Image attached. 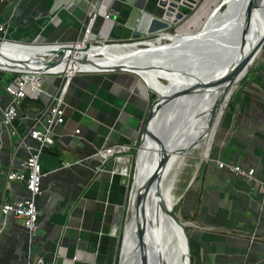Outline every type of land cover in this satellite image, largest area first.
Wrapping results in <instances>:
<instances>
[{
    "label": "crops",
    "instance_id": "crops-1",
    "mask_svg": "<svg viewBox=\"0 0 264 264\" xmlns=\"http://www.w3.org/2000/svg\"><path fill=\"white\" fill-rule=\"evenodd\" d=\"M97 1L5 0L0 21L8 23L9 39L75 42L91 23L93 39L106 36L111 23L104 12L109 8L123 38L146 30L149 12H160L154 0H113L102 2L93 19ZM60 82L59 76H47L39 97L28 98H39L45 107ZM5 86L0 75L1 106L8 102ZM153 95L144 80L129 71H80L71 77L65 120L55 126V142L41 155L38 228L30 235L22 218L9 215L0 229V264H36L40 257L45 264H118L117 226L131 181L121 172L122 158L101 161L96 152L111 145L135 150ZM42 109L18 110L15 130L0 123V200L28 195L23 182L8 180L7 172L20 170L30 149L38 146L24 135ZM220 161L254 169V174H238L219 166ZM263 179L264 47L239 80L211 132L208 154L180 195L189 234L198 246L194 264H264Z\"/></svg>",
    "mask_w": 264,
    "mask_h": 264
},
{
    "label": "bare ground",
    "instance_id": "bare-ground-1",
    "mask_svg": "<svg viewBox=\"0 0 264 264\" xmlns=\"http://www.w3.org/2000/svg\"><path fill=\"white\" fill-rule=\"evenodd\" d=\"M231 2L232 0L226 2V7H231ZM217 12L215 15L219 17L214 19L215 16L211 23L205 25L210 13L206 20L202 21L200 29L193 32L192 28L201 24H197L200 20V14L197 11L180 27L179 35L164 34L157 40L146 41L142 44L143 46L100 45L86 50L85 42L89 40L85 39L80 50L73 55L72 49L49 52V48L57 47V45H29L23 50L8 41L0 43V69L26 67L49 71L65 70L69 73L78 69L132 67L139 70L146 81L162 93H166L174 84L178 87L193 82V87L177 98L174 104L157 114L155 120V123L161 127L163 124L177 123L172 137L165 142L167 161L163 169L164 182L160 185L158 192L155 187L150 186L145 199V211L149 219V222L147 220V238H149L148 234L154 236L156 241L154 250H158L164 264H189L186 255L187 243L179 223L181 217L173 211L178 199L175 189L188 150L199 147L200 142L207 139L208 147L204 156L208 154L210 147L208 128L212 110L216 104H220L218 103L220 100L227 103L232 94L231 89L224 91L230 85V80L220 81L218 78L224 73L231 72V66L240 60L243 52H247L258 35L264 32V18H256L241 48L240 41L230 38L233 35V29L237 27L236 22L230 17L219 22L223 14L220 11ZM40 50L45 54L61 55L65 59L61 58L55 63L41 60L36 53ZM75 58H77L76 61ZM171 60H178L179 65L173 64ZM151 73H159L168 77V80L160 84ZM187 74L189 75L185 76ZM153 143L148 139L141 148L135 186L143 185L156 165V160L150 157L148 148ZM172 212H175V215ZM133 220L125 237L126 256L133 254V250L136 249V224ZM128 257L129 264H138L133 261L134 257ZM154 264H158V261Z\"/></svg>",
    "mask_w": 264,
    "mask_h": 264
},
{
    "label": "water",
    "instance_id": "water-1",
    "mask_svg": "<svg viewBox=\"0 0 264 264\" xmlns=\"http://www.w3.org/2000/svg\"><path fill=\"white\" fill-rule=\"evenodd\" d=\"M156 1V5L160 9L159 14H155L152 11H148L150 15L149 23L146 27L144 33L141 31H136L135 34L137 36H146V37H153L152 40H157L159 37L163 36L164 34H168L171 36L179 35L180 27H182L197 11L198 5L202 3L204 0H154ZM229 0H222L219 5L215 7L211 15L207 18L206 24L216 16L215 14L218 13L217 11L222 12L223 17L219 19V22H222L223 19L230 17L232 20L236 22V29H233V35L230 38H233L235 41H240V47L242 48L245 44V39L247 37V33L249 32L251 24L255 22L256 18H264V2L263 0H232V6L226 7V2ZM180 6L187 8L181 9ZM223 7V8H222ZM219 17L217 15L214 19ZM174 29V33H170V29ZM123 30L118 27V25H113L107 37L103 38L104 40H97L98 44H94L91 41L85 42L86 43V50L90 49L91 47L100 46V45H125L129 44L132 46L138 45V42H122L124 38L122 37ZM264 32L258 35L255 43L253 46L247 51L243 52L240 57V60L237 61L234 65L231 66V72L228 74H222L218 78L220 81L229 79L230 85L225 88V92L228 89L232 90V87L246 74L250 65L253 63L255 58L259 55L262 48L264 47ZM107 41V42H104ZM9 43H12L14 46L18 48H22L25 50L26 47L29 45H47V46H54L57 47L49 48L50 51H62V50H73V55L76 53L77 50H80V47L84 44L82 42V38L75 42H51V41H21V40H14L9 39ZM0 43H3L0 41ZM146 43V41L142 42L141 44ZM59 48L60 50H57ZM38 55H40V59L48 60L53 59L55 56L54 54H45L43 51H37ZM44 54V55H43ZM72 55V56H73ZM65 58H62L64 60ZM60 60V59H59ZM77 58H75V61ZM58 61V60H57ZM57 61H52L53 63ZM66 61V60H65ZM175 65H179V61L171 60ZM187 65V62L185 61ZM186 68V67H185ZM0 70H8V71H21V70H29L35 71L40 74H48L54 73L55 71L49 70H37V69H27L26 67L21 69H14V68H1ZM82 71H111V70H123L129 71L137 74L140 78L144 80L148 89L155 94V98L152 100L149 110L147 112V116L143 126V133L141 136V143L140 148H142L146 142V140H152L154 142L148 148L150 149L149 154L152 159L155 158L156 165L150 175L144 181L143 185H136L135 189V199H134V223L136 224V245L133 251V261H136L138 264H154L158 261V264H164L163 258L161 257L160 253L154 250L156 241L154 240V236H150L147 238V223L149 219H147V214L145 211L146 208V201L145 199L148 196V191L150 186L155 187V190L158 192L160 185H162L163 181V169L165 162L167 161V151L165 147V142L172 137L173 130L177 127V123L163 124L162 127L155 123L157 114L161 113L163 110H166L169 106L174 104L182 94L186 93L189 89L193 87V82L190 84H184L181 86L176 87L174 84L172 87L168 89L166 93H162L155 89L151 84H149L143 74L132 67H124V66H111L107 68H99V69H78ZM64 71V70H63ZM73 72V71H72ZM189 74L185 75L188 76ZM60 77V76H59ZM61 78V77H60ZM221 101V100H220ZM220 101L218 103H220ZM218 104H216L212 110V117L215 116ZM141 149H137L135 151H130L129 154H136V170L134 173V180L132 183V187L135 186L136 182V174L138 170L139 164V155ZM123 161V160H122ZM175 215V212H172ZM148 220V222H147ZM180 226L182 228V232L185 235L187 249L186 255L189 259L190 264V254H191V236L187 229V225L189 221L182 220L179 221ZM151 239V241H149ZM124 241L119 253V264H129L127 259L129 255H125L124 252Z\"/></svg>",
    "mask_w": 264,
    "mask_h": 264
},
{
    "label": "built area",
    "instance_id": "built-area-1",
    "mask_svg": "<svg viewBox=\"0 0 264 264\" xmlns=\"http://www.w3.org/2000/svg\"><path fill=\"white\" fill-rule=\"evenodd\" d=\"M5 1V0H2ZM113 0H98L96 6L94 7L93 19L99 10V5L103 2H112ZM112 13L114 9L106 10L104 12V18L106 21H110L111 25L107 28L106 36L97 35V38L92 37V23L87 26L85 33L82 37V42L86 38H90L92 42H97V40H104L103 38L107 37L111 27L115 22L112 20ZM8 23L5 21H0V41L6 42L9 40L7 37ZM145 31V30H144ZM143 31V33H144ZM137 37L135 34L131 38ZM128 38H124L126 40ZM38 41V40H36ZM78 42V40H77ZM107 42V41H104ZM82 70H76L73 72L55 71L54 73L40 74L35 71L21 70L15 71L18 74L5 86V92L8 96V102L5 106H1L2 96L0 95V123L8 124L15 130L13 125L14 120L18 116V106L20 102L25 97L37 98L41 94V84L43 80L50 75L60 76L61 84L59 85L57 91L51 96L50 102L41 110V112L34 117V122L28 127L24 138L29 137L38 142V146L31 148L29 154L22 163V168L20 170H9L7 172L8 180H20L23 182L24 187L26 188L28 195L22 199L15 200H0V229L6 223V218L9 215L15 217H20L23 219L24 225L27 228L29 234H33L38 228V209L36 204V197L42 191L41 188V179H42V163L41 155L46 146L54 144L55 142V132L54 128L58 124H62L65 120V107L66 100L65 94L70 82L71 77ZM79 131V129H76ZM2 131L0 127V150L2 148ZM137 145V144H136ZM135 145V146H136ZM130 146H121V145H111L105 148L98 150L96 155L101 159V161L107 160L111 156H116L122 158L124 162V167L121 169V172L130 178V169L131 161L133 154H129ZM126 152L127 155L122 156L121 154ZM219 166H227L230 170L246 176H253L254 169H244L237 164H228L223 161H220ZM2 169V163L0 160V171ZM264 185V179H263ZM133 188L131 183L129 186L128 201L132 199ZM131 191V192H130ZM130 197V198H129ZM127 201V204H128ZM129 201V205L130 202ZM127 208V206H126ZM253 237H255L253 235ZM36 264H45V261L42 257L38 258Z\"/></svg>",
    "mask_w": 264,
    "mask_h": 264
},
{
    "label": "rangeland",
    "instance_id": "rangeland-1",
    "mask_svg": "<svg viewBox=\"0 0 264 264\" xmlns=\"http://www.w3.org/2000/svg\"><path fill=\"white\" fill-rule=\"evenodd\" d=\"M221 1L222 0H204L202 3H200L198 5V7H197L198 8V11L200 10L199 11V14L201 16H203V17H200V20L197 23V24H199V23H201V24L199 26H197V27H193L192 28V31L193 32H195V31H197V30L200 29V27L202 25V21H205L206 20V17L214 10V8L217 5H219V3ZM204 7L206 9H204ZM170 33H174V32H170ZM152 39H153V37L137 36V37H133L131 39L128 38L126 40H123L122 42H138L139 43L138 45L143 46L141 44L142 42L149 41V40H152ZM93 43L94 44H98L97 42H93ZM54 56L55 57L53 59H51V60L48 59V60H44V61H51L52 62V61H57V60H59V59L62 58L61 55H54ZM0 71H2V70H0ZM151 75L154 78H156L157 81L160 84H164L168 80V77H165V76H163V75H161L159 73H153V74L151 73ZM50 76L51 77H55V75H50ZM238 82L232 87V90H231V93L232 94H231L229 100L227 101V103L224 100L222 102H220V104L217 107L215 116H213V117L211 116L210 123H209V128H208V132H209V135L208 136H209V138H210V135H211V132H212L213 128L216 126L218 120L222 116V113L228 107V104H229V102H230V100H231V98L233 96L234 90L236 89V85L238 84ZM224 102H225V105H224V107H222L223 106L222 104ZM222 108H224V109H222ZM207 141H208L207 139L202 140L200 142V146L201 147L199 146V147L192 148V149L188 150L187 155L185 157V164L183 166L182 173H181L180 178H179V181L177 183V188L175 189L176 197L178 199H177V202L175 203L174 209H173V211L177 212L180 215V217H181L182 220H186V219H185V214H184V207L183 206L182 207H179V205H178V203L180 201V195L182 194L183 191L186 190V188L188 187L190 181L194 178L195 169H196L197 165L199 164V160L201 159V157H204L205 152L207 150V147H208V142ZM140 143H141V139L137 143L135 150H137L138 148L141 149L139 147L140 146ZM136 157H137V153L134 154V156L132 158V161H131V163H132L131 164V169L129 170L131 172L130 173L131 185L133 183V180H134L133 177H134V173H135V170H136V159H137ZM135 189H136V186H134V188H133V196H132V199H131V201L129 200L131 202L130 205H129V201H128L127 208H125V210H126L125 211V214L118 221L117 230L120 233V238H121L120 247H122L123 241H124V244H125L126 232H127V229L129 228V226L131 225V222L133 220V216H134ZM186 227L189 228V224ZM129 256L133 257L132 254L129 255ZM118 264H119V262H118ZM190 264H191V259H190Z\"/></svg>",
    "mask_w": 264,
    "mask_h": 264
},
{
    "label": "trees",
    "instance_id": "trees-1",
    "mask_svg": "<svg viewBox=\"0 0 264 264\" xmlns=\"http://www.w3.org/2000/svg\"><path fill=\"white\" fill-rule=\"evenodd\" d=\"M3 1L0 0V11H1V6H2ZM174 29H170V32H174ZM18 73L15 71H8V70H2L0 71V75L1 77L5 78V84H8ZM155 97V95H153V98ZM38 107L40 109H42L44 107V104L42 103V101L38 98V99H30V98H24L21 102L20 105L18 106V110L21 111L22 109H25L27 107ZM135 151V150H133ZM197 177V176H196ZM179 207H181L182 205V201H179L178 203ZM189 230V228H187ZM198 257V246H197V242L191 237V254H190V258H191V264H194V261L196 260V258Z\"/></svg>",
    "mask_w": 264,
    "mask_h": 264
}]
</instances>
